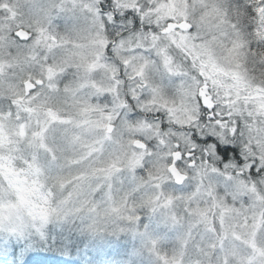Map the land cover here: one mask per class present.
<instances>
[{
    "label": "snow or ice",
    "instance_id": "1",
    "mask_svg": "<svg viewBox=\"0 0 264 264\" xmlns=\"http://www.w3.org/2000/svg\"><path fill=\"white\" fill-rule=\"evenodd\" d=\"M69 224L264 264V0H0V264Z\"/></svg>",
    "mask_w": 264,
    "mask_h": 264
},
{
    "label": "rangeland",
    "instance_id": "2",
    "mask_svg": "<svg viewBox=\"0 0 264 264\" xmlns=\"http://www.w3.org/2000/svg\"><path fill=\"white\" fill-rule=\"evenodd\" d=\"M77 231L79 233L82 232L74 225L69 224L63 236L71 238L73 235H77ZM83 233L85 237H80V242L78 239H75V242L81 243L82 247H88L91 250L86 252V248L76 246V254L78 256L86 253L92 254L88 259L89 261L90 259L92 261H94L93 259L99 260V263L94 262V264H155V257L146 249L142 248L140 238L135 235L124 234L121 237L113 238L110 236L97 237L89 233ZM153 234L159 235L160 233L153 229ZM63 236L55 240L51 239L52 242L50 243H56L58 239L63 240ZM74 260L77 262V258H74ZM76 262H71V264H75Z\"/></svg>",
    "mask_w": 264,
    "mask_h": 264
},
{
    "label": "trees",
    "instance_id": "3",
    "mask_svg": "<svg viewBox=\"0 0 264 264\" xmlns=\"http://www.w3.org/2000/svg\"><path fill=\"white\" fill-rule=\"evenodd\" d=\"M59 240L60 239H58V242L56 243H50L52 242L50 239L47 242V244H45L44 247L40 249V251L44 253L43 255L45 256H55L58 259H60L64 255V252L62 251H68L69 249H66L68 247V241L66 242L65 240L62 241ZM69 248H70V242H69Z\"/></svg>",
    "mask_w": 264,
    "mask_h": 264
}]
</instances>
